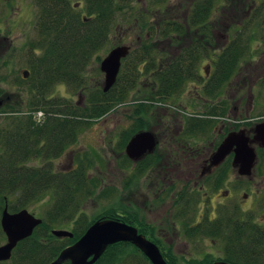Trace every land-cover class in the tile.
Wrapping results in <instances>:
<instances>
[{"label": "trees", "instance_id": "16d2710c", "mask_svg": "<svg viewBox=\"0 0 264 264\" xmlns=\"http://www.w3.org/2000/svg\"><path fill=\"white\" fill-rule=\"evenodd\" d=\"M72 1L35 0L39 9L36 23L39 39L28 49L26 64L30 74L24 79L31 83L32 95L29 104L36 110L43 109V120L37 121L35 112L30 111L22 116H10V120L0 127V198L4 196V199L7 197L10 201L12 197V210L28 206L33 208L32 205L37 204L43 196L53 198L51 206L45 210L42 223L35 228L33 234L18 242L9 261H0V264H48L65 246L76 241L94 220L102 217L121 218L143 229L144 224L138 208H134L132 212L127 211L128 213L122 209L108 208L93 217L80 214L72 228L73 237L56 236L52 229L63 220L68 222L75 219L81 199L94 192V188L84 165L76 170L56 169L53 159L77 140L80 129L92 118L107 115L116 103L127 99L137 88L150 96L134 107L136 122L122 131L123 144H126L130 135L137 130L152 128V115H155L152 116L154 120L166 116L175 120L176 113L160 109L155 102L178 96L187 81L200 79L197 67L203 46L195 43L189 47L181 46L179 51L174 48L182 43V39L177 40L172 34L187 37V28L173 27L166 18V13L156 14L151 3H158L160 0H147V6L140 5L136 0H83L84 11L79 8L81 0H75L74 4ZM213 4L215 0L206 3V10L200 14V18L196 16L191 22L194 23L191 31L199 28L200 32L205 34L204 39L207 42L212 37L210 35L211 39L209 38V28L205 25L211 13L208 8H212L210 5ZM263 13L264 0L253 11V20L259 19ZM262 22L264 25V17ZM246 30L247 28L243 32ZM123 31L134 34L135 43H131V51L123 59L117 81L105 91L100 80L93 82L89 78L88 66L95 58L102 60L103 50L120 45ZM197 33L199 31L196 29L193 38L196 42H201L196 36ZM167 39L173 43L167 45ZM242 43L243 40L238 39V49L242 48ZM37 48L43 52L37 53ZM204 50L205 53L208 52L206 45ZM237 50L225 49L223 53H238ZM229 63L232 66L227 69H231L235 64L233 56ZM222 68H226L225 64ZM229 73L231 70L212 75L205 92L216 96L228 79ZM59 82L86 89V105L65 97L51 96L52 90ZM0 95L7 101L10 97L5 92H0ZM223 103L226 101L220 103L221 116L227 111ZM15 104L23 105V101H17ZM154 108L160 112L157 113ZM208 124L209 121L205 119H197L194 123L187 124V128L180 133L183 136L187 133L203 132L210 126ZM121 160L123 163V158ZM125 160V163L131 164L126 155ZM155 160V156H148L141 168L150 167ZM144 171L141 170L138 174L143 175ZM130 181L132 182L128 180L127 183ZM126 188L130 191L133 187L131 185ZM110 192L109 189L102 190L101 195L105 197ZM219 219L206 226L204 231L211 236L215 233L218 235L220 232L217 231L223 232V226L217 222ZM223 219L222 217L220 221L223 222ZM0 233H4L1 223ZM225 240L223 256L217 258L239 264H264L260 260L264 256V250L260 251L259 258L255 259L256 263H252L247 251L241 250L242 243L234 236L226 235ZM127 245L133 246L138 252L132 243L117 242L111 244L93 264H117L120 261L117 250ZM143 255L140 252V256L148 262ZM165 255L167 256L166 253ZM166 259L170 264H207L214 258L181 260L176 254L170 253ZM63 264L71 263L66 261Z\"/></svg>", "mask_w": 264, "mask_h": 264}, {"label": "flooded vegetation", "instance_id": "af4514ba", "mask_svg": "<svg viewBox=\"0 0 264 264\" xmlns=\"http://www.w3.org/2000/svg\"><path fill=\"white\" fill-rule=\"evenodd\" d=\"M211 1L168 0L165 11L167 14L166 18L169 19L170 24L174 25L173 27L187 28V37H180L176 33L172 34L175 39H182V43L174 47L177 51H179L181 46L189 47L195 43H198L201 47L203 46L197 70L200 79H203L201 88L204 91L212 75H217L218 72L222 73L224 70L225 72L231 70V73L228 74V79L225 81L226 83L233 77H240L245 70L243 68L244 65L239 62L241 57L242 60L245 59L243 57L245 54L242 52L240 54H238L239 52L232 54L223 53V50H237L238 39L243 41L247 39L244 37L246 31L243 32V30L245 28L248 29L249 25L252 24L253 11L258 6L255 0H251V4H249V0H215V4L210 5L212 8H208L211 13L209 21L205 25V27L209 28L208 35L209 38L211 35L212 39L210 38L211 40L207 42L204 39L205 34L200 32L199 28H196L199 31L196 36L202 40V43L196 42L193 38V33H196V29L194 28V31H191V26L194 24L191 22L194 21L196 16L200 18V14L206 10V3ZM155 12L156 14H161L162 11L157 9ZM157 18L155 19L156 23L158 22ZM232 28L235 29L234 34H231ZM158 30L160 31L161 29L158 28ZM239 34L241 38L238 37ZM166 43L169 45L173 41L167 39ZM204 45L208 47L207 53H205ZM232 56L235 59V64L231 69H227L232 66L229 63V59ZM224 64L226 68H222ZM201 68L203 70L202 77ZM263 74L264 68L260 69L257 66L255 70H250V80H254L255 76V78H260ZM247 82L245 80L243 82L238 81L239 86L237 88L242 89ZM231 84L232 81H229L227 87L230 88ZM251 86H253V81H251ZM199 96L202 98L201 95ZM206 96L209 97L210 100L206 98L209 102H215L210 98V95ZM235 96L234 94L232 98H225L226 103H223V106L230 110L238 109L239 104L243 102L244 95L239 98ZM250 100L251 96L247 100V105ZM221 107L222 104H216L205 108L202 113H189L184 110L187 113L186 117L180 111L173 112L177 114V118L175 120L165 119L166 124L163 123V127L167 129H161L162 127L155 125V128L157 127L156 129H159L160 132H156L157 144L154 151H147L139 158L134 159L126 152V145L129 140L124 144L123 163L119 164L123 172L129 169L130 173L126 176L124 183V188L128 194L121 196V198H126L129 195L130 198L134 196V200L132 202H130L131 200L126 201V204L123 202V210L126 212H132L134 208L140 210L138 213L141 215L144 225L142 226L143 229L137 226L139 231L158 244L165 258L169 257L170 253L176 254L180 259L189 258L185 255L183 256V251L180 248L184 241L181 239L180 242V237L178 238V234L181 233L179 221H181V226L184 228L186 235L211 236L204 229L216 219H221L222 217L224 221L222 222L219 219L217 222L221 223L224 231L216 230L220 233L218 235L215 233V235L211 236L212 238L219 239L225 243L226 235L234 236L239 243H242L241 246L243 247L240 248L242 251H247V256L252 260V263H256L255 259H258L260 251L264 250V145L259 140L251 143L256 148L258 160L250 173H240L238 166L233 164L234 150L230 151L221 163L211 164L213 153L230 131L245 129L249 136L254 137V129L257 123L264 121V117L250 122H248L247 118L241 119L242 121L232 122L226 116L220 115L222 112ZM197 119L209 121L208 125L210 126L203 130L204 133L211 129V124L213 123L212 130L220 135L218 140H213L207 151L199 146L198 140H195L199 136L197 135L199 132L187 133L183 135L184 137L180 133L187 124H192ZM218 122H220L219 125L217 124ZM133 134L130 135V138ZM125 155L130 159L131 164L125 163L127 162ZM150 155L156 158L154 164L150 167L141 168ZM261 161L262 164H260ZM141 170H145L144 172L148 175V178L151 172H154V175L149 180V185L155 186L154 192L156 195L150 201L152 205L150 210L155 215L153 218H149L148 214L143 212L141 207L138 206L140 203L143 204L144 201L142 195H138L140 189L138 187L135 189L134 184L138 183L139 178L145 175V173L143 175L138 174ZM128 180H132V182L127 183ZM259 181L261 182L259 183ZM131 185L133 188L128 191L126 187ZM254 185H258V188H254ZM254 193L257 196L256 199L253 198ZM259 198H261V201H259ZM168 199L169 209L166 207L161 212V205L166 203ZM201 205H204V210ZM211 233L214 232L211 231ZM122 242L131 243L130 241ZM135 246L138 253H143L148 263L153 264L149 257L137 245ZM219 259L227 260L220 257L214 258L211 262Z\"/></svg>", "mask_w": 264, "mask_h": 264}, {"label": "rangeland", "instance_id": "374dc122", "mask_svg": "<svg viewBox=\"0 0 264 264\" xmlns=\"http://www.w3.org/2000/svg\"><path fill=\"white\" fill-rule=\"evenodd\" d=\"M138 1L141 3H139L140 5H148L147 0H136V2ZM262 1L263 0H255L257 5H260ZM75 2V0L72 1L73 4ZM80 2L79 8L84 11L85 2L83 0ZM251 3L252 1L249 0V4ZM167 4L168 1L163 2L160 0L158 3H155V1L152 2L151 6L154 10L160 9V11H162L161 13H165ZM135 10L138 11L139 9ZM38 17L39 9L35 0H0V92L8 93L10 96L8 101L6 100V103L0 108V127L5 125L6 121L10 120V116H22L24 113L36 111V109L32 108L29 104L32 95L30 91L31 83L29 80L24 79L26 77L22 76V70L28 68L26 63L28 59V49L31 47L30 45H35L36 41L39 39L36 27ZM263 17L264 13L259 19L253 20L252 24L249 25L244 35L245 39H247L240 44L242 48L237 50L245 54L243 56L245 57L244 60H242V57L239 59L240 64L244 65L243 68L245 70L240 77H233L229 80L232 81L230 88L227 87L228 81L222 86L216 96H210V98L215 101L214 103L207 100L209 99V97L206 96L208 94L201 88L203 79L187 81L178 96L163 101L170 102L180 111H183V107H185L187 109H185V111L189 113H202L205 108L220 104L225 98H232L234 94L236 95L235 97L238 98L244 95L243 102L239 104V108L234 110L228 108L224 116L232 122L240 121L245 118L249 120L248 122L263 118L264 74L260 78H255V76L254 80H250V70H255L257 66L260 69L264 68ZM234 30L233 28L231 29V34H234ZM121 35L122 41L119 42V44L131 45V43H135V40H133L134 34L123 31ZM153 40L155 41L156 38ZM113 41L116 43L118 42V40ZM164 45L165 44H162V46ZM112 48L113 47L108 48V50H103L101 52L102 57ZM36 52L42 53L43 50L37 48ZM100 63L101 60L96 58L93 59L88 66L87 75L93 82L100 80L101 85H103L105 74L100 68ZM200 72L202 77V68ZM244 80L248 81L247 84L244 85L242 89L237 88L239 86L238 81L243 82ZM251 81H253V86L250 87ZM249 88L251 89L250 91ZM84 93H86V89L82 87L72 86L66 82H59L50 95L53 97H65L68 100L86 105V96ZM199 95H201L202 98H200ZM149 96V93L140 91L138 88L133 90L127 99L116 103L107 115L92 118L90 122L80 129L77 140L60 156L53 159L56 169L76 170L78 167L84 165L86 173L91 178V186L94 188V192L81 199L79 211L75 213V219L68 222L63 220L61 224L55 227L72 229L75 220L78 219L79 215L82 213L93 217L108 208L123 210V202L126 204V201L131 200L130 202H132L134 200V196L130 198L129 195L126 196V198H121V196L128 194L124 188V183L126 176L130 173L129 169L123 172L119 164L121 163L123 153H125L121 133L125 128L132 126L133 123L136 122L134 107L137 106L142 99L148 98ZM250 96L251 100L247 105V100ZM17 101H23V105H16L15 103ZM154 109L157 113L160 112L159 109ZM152 116H150V118L153 119V125H151V127L158 132H160V130L156 129L157 127L155 128V125H159V127H162L161 129H165L163 123L166 124L165 119H168V116L155 120ZM217 124L219 125L220 122ZM212 126L213 123L211 124V129H208L206 133L199 132L197 134L199 136L195 139L199 141V146L205 151L212 145L214 139L218 140L220 138V135L212 130ZM34 163H36V161ZM260 164H262V161ZM153 175L154 172H151L148 178V175L145 173V175L139 178V182L134 184L135 189L136 187L140 189L138 195H142L144 201L143 204L140 203L137 205L141 207L143 212L148 214L147 216L149 218L155 216L150 210L152 206L150 201L156 196L154 192L155 186L149 185V180ZM260 182L261 181H259V183ZM254 188H258V185H254ZM106 189H109L111 192L104 197L101 195V191ZM10 198L9 205L13 200L12 197ZM138 198L140 197L138 196ZM253 198H257L255 193ZM5 199L4 196L0 198V216ZM52 200L53 198H50V196H43L37 204L32 205L34 209L29 206L28 208L35 214L45 217V210L51 206ZM259 201H261V198H259ZM215 204H217V202H215ZM166 207H168V209L170 207L169 199L166 203L161 205V212H163ZM201 207H203L204 210V205H201ZM179 224L181 233L178 234V238L180 237V242L181 239L184 241L180 247L183 251V256L185 255L190 259L200 260L206 257L217 258L223 254V241L219 239L216 240L207 235H186L184 228L181 226V221H179ZM5 241V233H0V244ZM116 254L120 256V261L117 264H149L140 259V254L133 246L127 245L124 246V248L120 247ZM260 260L264 262V256L261 257Z\"/></svg>", "mask_w": 264, "mask_h": 264}, {"label": "water", "instance_id": "95a60500", "mask_svg": "<svg viewBox=\"0 0 264 264\" xmlns=\"http://www.w3.org/2000/svg\"><path fill=\"white\" fill-rule=\"evenodd\" d=\"M130 45H117L102 58L100 67L105 74L104 90L110 89L117 81L122 66V59L130 53ZM28 77L30 70H22ZM0 97V106L3 104ZM255 136L251 137L245 129L230 131L211 157V164L221 163L226 155L234 150L233 164L238 166L240 173H250L257 163V151L253 143L259 140L264 145V121L257 123ZM157 136L153 130L142 129L136 132L126 145V152L134 159L142 154L154 151ZM43 219L28 208L10 211L8 205L3 209L1 223L8 240L0 245V260L10 259L13 249L19 240L31 235ZM57 236H74V233L65 228H53ZM118 241H130L137 245L152 261L153 264H170L164 257L160 247L153 240L132 223L120 218L103 217L95 220L86 231L73 243L65 246L60 253L48 264H63L70 261L72 264H93L105 252L110 244ZM209 264H236L219 259Z\"/></svg>", "mask_w": 264, "mask_h": 264}]
</instances>
